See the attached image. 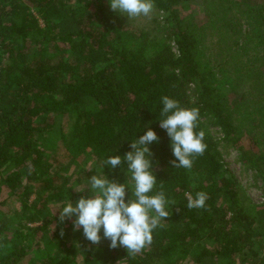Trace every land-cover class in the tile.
Here are the masks:
<instances>
[{
	"label": "trees",
	"instance_id": "trees-1",
	"mask_svg": "<svg viewBox=\"0 0 264 264\" xmlns=\"http://www.w3.org/2000/svg\"><path fill=\"white\" fill-rule=\"evenodd\" d=\"M153 3L161 19L133 30L104 0H0V194L18 200L11 217L0 210V264H18L46 231L35 264H75L78 252L82 264H234L236 256L264 264L262 247L255 249L264 204L240 197L211 133L217 127L232 144L247 134L245 164L264 181V0ZM165 95L199 109L195 131L205 132L207 148L191 170L170 163L171 140L159 123ZM63 115L68 131L54 127ZM149 128L159 137L148 145L157 179L149 195L163 190L174 202L151 245L132 257L109 247L102 230L92 244L82 227L74 230L75 216L54 219V205L61 210L93 190L63 189L65 175L47 157L57 139L49 137L58 132L72 156L84 153L101 176L130 184L126 163L112 169L103 161L132 151ZM198 192L207 194L205 207L189 209L185 193Z\"/></svg>",
	"mask_w": 264,
	"mask_h": 264
},
{
	"label": "clouds",
	"instance_id": "clouds-1",
	"mask_svg": "<svg viewBox=\"0 0 264 264\" xmlns=\"http://www.w3.org/2000/svg\"><path fill=\"white\" fill-rule=\"evenodd\" d=\"M110 7L133 19L150 17L154 3L153 0H110ZM162 103L160 115L164 118L159 123L170 137L175 157L170 163L174 168L191 170L193 157L202 156L207 148L204 143L205 132L195 131L199 109L183 108L179 101L167 95L162 97ZM158 141L156 132L149 128L145 134L131 142L132 151L123 157L115 155L103 161L104 165L112 169L126 163L131 183H118L110 181L107 176L93 175L89 180L93 195L82 196L74 203H66L59 210V221L64 222L75 216L74 230L82 227L84 237L92 244L100 243L102 230L103 238L110 240L109 247H124L132 257L151 245L153 230L163 227L162 221L170 216L167 205L174 203L166 199L163 190L149 195L157 179L152 171L153 153L148 145ZM127 190L131 191V197L126 200ZM185 196L189 209L204 208L208 198L204 192L196 193L195 198L191 193H185Z\"/></svg>",
	"mask_w": 264,
	"mask_h": 264
},
{
	"label": "rangeland",
	"instance_id": "rangeland-1",
	"mask_svg": "<svg viewBox=\"0 0 264 264\" xmlns=\"http://www.w3.org/2000/svg\"><path fill=\"white\" fill-rule=\"evenodd\" d=\"M104 2H106L109 11L116 13L118 17L122 20V22L127 26V28L133 30L151 26L153 24L154 17H158V15L161 14L158 13L157 10L154 8L150 17L140 16L138 18L129 19L126 15L121 14L118 11L112 10L110 7V0H104ZM199 9L200 8H198L197 6H192V11L195 14L196 19L203 18V12L201 11V9ZM162 15L163 14H161L158 19H161ZM55 123L56 124L54 127L60 126L61 128H64L65 130L67 129L68 131L71 121L69 118L63 115L62 117H57ZM57 133L49 137L50 140L53 141H56L57 139V146H53L51 143H48L49 150L47 151V157L49 163H51L52 165L51 170L58 171L62 175H65L62 176L59 181L61 182L63 189L67 192H74L80 190L82 191L87 187L91 188L89 183L90 178L93 175H99V173L100 176L102 175L101 172L96 170V162H94V159L92 157L84 155V153L79 154L78 156H72L68 149L62 145L61 139L58 137ZM211 133L214 139L218 141L217 148L222 156L225 167L234 176L236 180V188L240 193V197L250 202L251 204H255L257 206H261L260 208H263L264 181L262 180V177L259 175V172L255 168L245 164L246 161L243 157V155L250 153L247 152L249 150V140L247 134H243L241 140L237 144H232L227 142L225 139H222V132L217 127H211ZM262 157L264 160V155H262ZM124 177L126 176L124 175ZM1 200H3L4 203L0 205V210L6 213L8 217H11L12 212L16 210L18 200L14 197H7L5 191H2L0 194V201ZM58 207V204L52 207L54 211L58 212V214H56L57 216L54 218L55 220L59 219V210H56V208ZM67 221L69 223L70 219L66 220V222ZM39 224H41V222L36 223V225ZM9 226H12V223H9ZM46 232V234L43 233L42 235H40L39 239L34 241L31 247L26 248L25 258L18 264H30L31 262H33L34 264L37 263L35 255L39 256L45 253V246L43 245V241L47 238V234L50 233L48 231ZM258 247H262L261 251L262 254H264V239L260 244L255 245V249ZM77 255L78 257L75 264H82L83 254L78 252ZM238 258L239 257L236 256L234 264H247L244 261H239ZM191 263H193L192 259L186 258L182 261L181 264Z\"/></svg>",
	"mask_w": 264,
	"mask_h": 264
}]
</instances>
